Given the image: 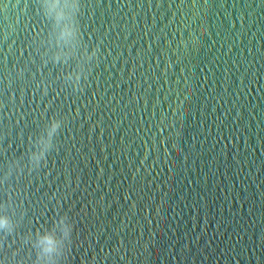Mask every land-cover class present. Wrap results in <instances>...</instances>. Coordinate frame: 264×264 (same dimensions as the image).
Masks as SVG:
<instances>
[{"label":"water","instance_id":"95a60500","mask_svg":"<svg viewBox=\"0 0 264 264\" xmlns=\"http://www.w3.org/2000/svg\"><path fill=\"white\" fill-rule=\"evenodd\" d=\"M0 216V264H264V0H0Z\"/></svg>","mask_w":264,"mask_h":264},{"label":"clouds","instance_id":"9594fccd","mask_svg":"<svg viewBox=\"0 0 264 264\" xmlns=\"http://www.w3.org/2000/svg\"><path fill=\"white\" fill-rule=\"evenodd\" d=\"M50 9L55 8V4H51ZM71 33V29L65 28L61 31L60 36L61 37H67ZM59 57H57L58 59ZM60 127V121L56 120L55 118L51 119V126L48 132V138L43 141V147L38 153H34L31 157V159L35 162L37 167H40V161L45 160L46 162V152L52 147L51 144V138L52 136L57 132V130ZM60 225L63 229V237L65 240H67L70 244L71 242V236L73 232V223L69 220V218L66 215H62L60 217L59 221ZM0 230H6L8 233H11L12 231V225L7 216H0ZM37 244L40 246L41 252L38 254L37 259L40 258L41 255L50 257V264H56L55 257L57 255L61 254V251L58 250V246L61 244L60 241H58L54 234L51 231L45 232L43 235H41L39 232L37 233Z\"/></svg>","mask_w":264,"mask_h":264}]
</instances>
